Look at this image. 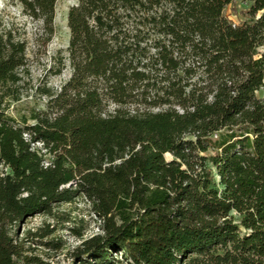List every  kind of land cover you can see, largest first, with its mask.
Masks as SVG:
<instances>
[{
    "label": "trees",
    "instance_id": "1",
    "mask_svg": "<svg viewBox=\"0 0 264 264\" xmlns=\"http://www.w3.org/2000/svg\"><path fill=\"white\" fill-rule=\"evenodd\" d=\"M18 1L52 33L56 0ZM236 1L76 0L70 76L19 124L26 45L0 26V264H35L52 229L20 227L79 196L101 233L78 264H264V0Z\"/></svg>",
    "mask_w": 264,
    "mask_h": 264
},
{
    "label": "rangeland",
    "instance_id": "2",
    "mask_svg": "<svg viewBox=\"0 0 264 264\" xmlns=\"http://www.w3.org/2000/svg\"><path fill=\"white\" fill-rule=\"evenodd\" d=\"M76 0H56L54 5L53 31L47 33L39 19L29 16L18 0H0V26L10 29L12 34L26 45V69L21 73L19 82L21 98L11 102L8 114L19 124L21 117H28L31 111L44 110L47 97L41 93L43 87L58 90L69 78L71 70L68 65L67 46L69 29L67 12ZM225 8L226 16L233 22H239L240 10L246 2L237 0L234 5ZM63 63L60 72L58 68ZM257 97L264 98V88L256 92ZM117 107L108 106L109 110ZM156 111L158 109H151ZM30 122V121H29ZM39 146V144H36ZM169 157V155H167ZM67 218L68 221H64ZM46 223L52 233L44 238L30 237L25 241L29 256L35 257V264H78L73 253L83 239L101 233V220L93 212L90 202L83 196L70 203H63L54 208V216L35 215L20 227V237L27 232H39ZM24 264V263H18Z\"/></svg>",
    "mask_w": 264,
    "mask_h": 264
}]
</instances>
